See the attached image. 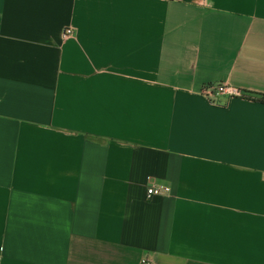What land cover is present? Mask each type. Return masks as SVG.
I'll use <instances>...</instances> for the list:
<instances>
[{"label":"crops","instance_id":"crops-1","mask_svg":"<svg viewBox=\"0 0 264 264\" xmlns=\"http://www.w3.org/2000/svg\"><path fill=\"white\" fill-rule=\"evenodd\" d=\"M257 94L264 0H0V264H264Z\"/></svg>","mask_w":264,"mask_h":264},{"label":"built area","instance_id":"built-area-1","mask_svg":"<svg viewBox=\"0 0 264 264\" xmlns=\"http://www.w3.org/2000/svg\"><path fill=\"white\" fill-rule=\"evenodd\" d=\"M70 33V30L66 31ZM227 92L229 94H239L240 91L234 87H226L224 85H215V86H206L201 90L202 95H209L212 93H224ZM169 191V187L167 186H160V185H149L146 187L145 190V197L146 199H150L156 195H160ZM140 264H153L149 258H145L141 261Z\"/></svg>","mask_w":264,"mask_h":264},{"label":"trees","instance_id":"trees-1","mask_svg":"<svg viewBox=\"0 0 264 264\" xmlns=\"http://www.w3.org/2000/svg\"><path fill=\"white\" fill-rule=\"evenodd\" d=\"M245 92V91H244ZM258 95V97L260 98V99H262V100H264V94H257Z\"/></svg>","mask_w":264,"mask_h":264}]
</instances>
